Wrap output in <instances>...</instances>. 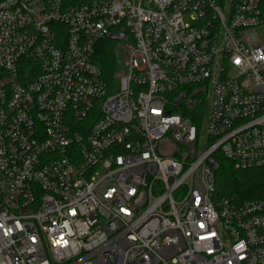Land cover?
Masks as SVG:
<instances>
[{"label": "built area", "instance_id": "built-area-1", "mask_svg": "<svg viewBox=\"0 0 264 264\" xmlns=\"http://www.w3.org/2000/svg\"><path fill=\"white\" fill-rule=\"evenodd\" d=\"M260 29L264 0H0V264H264V199L215 182L264 170Z\"/></svg>", "mask_w": 264, "mask_h": 264}, {"label": "trees", "instance_id": "trees-1", "mask_svg": "<svg viewBox=\"0 0 264 264\" xmlns=\"http://www.w3.org/2000/svg\"><path fill=\"white\" fill-rule=\"evenodd\" d=\"M97 57L106 80H113L115 55L111 43L100 42L96 48ZM219 168L215 172L216 195L232 198L238 203L264 199V170H238L223 156L217 157Z\"/></svg>", "mask_w": 264, "mask_h": 264}, {"label": "rangeland", "instance_id": "rangeland-1", "mask_svg": "<svg viewBox=\"0 0 264 264\" xmlns=\"http://www.w3.org/2000/svg\"><path fill=\"white\" fill-rule=\"evenodd\" d=\"M257 36H259L260 38L264 37V30L260 29L256 31ZM112 49L115 48V52H116V72L121 73L125 70V59H126V54H125V50H123L122 48L119 47V45L117 46V44L111 43ZM115 84V90L116 92L119 89V80H116L114 82ZM199 134H200V138H201V144H202V148L204 149V138L205 140L207 139V130H206V123H204V127H202L199 130Z\"/></svg>", "mask_w": 264, "mask_h": 264}]
</instances>
